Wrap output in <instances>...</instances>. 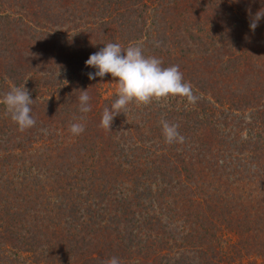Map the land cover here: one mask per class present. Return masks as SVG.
I'll return each instance as SVG.
<instances>
[{
	"label": "trees",
	"instance_id": "1",
	"mask_svg": "<svg viewBox=\"0 0 264 264\" xmlns=\"http://www.w3.org/2000/svg\"><path fill=\"white\" fill-rule=\"evenodd\" d=\"M262 6L0 0V101L24 86L36 100L24 132L0 102V264H264V19L249 27ZM109 42L179 65L198 101L131 103L101 128L118 84L85 62ZM162 118L183 144L165 143Z\"/></svg>",
	"mask_w": 264,
	"mask_h": 264
},
{
	"label": "clouds",
	"instance_id": "2",
	"mask_svg": "<svg viewBox=\"0 0 264 264\" xmlns=\"http://www.w3.org/2000/svg\"><path fill=\"white\" fill-rule=\"evenodd\" d=\"M261 19H264V6L255 14L249 10V27L255 31ZM160 47V42H156ZM124 53V54H122ZM87 67L95 69L88 73L90 80L96 77L104 78L111 74L113 80L117 81V99L110 107H105L102 112L100 127L111 130L114 118L121 113L128 112V105L135 103L137 106H146L152 102L166 101L171 97H184L188 103L195 104L199 97L192 90L190 82H185L179 65L163 66V61L155 56H145L140 45H129L123 48L119 43L109 42L98 52L93 53L85 62ZM91 97L88 90H81L78 97L79 111L88 113L91 111L89 103ZM36 101V100H35ZM30 97L28 89L24 87H13L7 91L2 102L6 108V115L18 125V130L24 132L36 125L35 118L31 115L32 105L35 103ZM83 119V116L80 117ZM162 134L165 143L174 144L185 142V137L179 132V125L161 119ZM74 135L82 134L85 130L83 123H72L69 128ZM46 134V129H41ZM101 264H120L118 257H110Z\"/></svg>",
	"mask_w": 264,
	"mask_h": 264
},
{
	"label": "rangeland",
	"instance_id": "3",
	"mask_svg": "<svg viewBox=\"0 0 264 264\" xmlns=\"http://www.w3.org/2000/svg\"><path fill=\"white\" fill-rule=\"evenodd\" d=\"M104 90H107V96H110L111 94H113V92H114V85H108V84H106L105 85V88H104ZM133 187L131 188V190H130V192H129V197L130 198H132L133 197ZM131 201H133V199L131 200ZM148 201L149 200H144V201H142L141 203L142 204H144V205H140V206H142V207H140V208H144V206H146V207H148L149 205H148ZM132 204H133V207L131 208V211H133V213H134V211L135 212H140L141 211V209L139 208V207H136L135 205H134V201L133 202H131ZM149 208V211L151 210V208L150 207H148ZM150 216H152V217H154L155 216V214L153 215L152 214V212H151V215ZM130 218L129 219H134V214H133V216L132 215H130L129 216ZM133 221V220H132ZM135 221V220H134ZM147 222V221H146ZM135 224H137V223H135V222H133V226L135 225ZM144 224V223H143ZM133 264V263H132Z\"/></svg>",
	"mask_w": 264,
	"mask_h": 264
}]
</instances>
